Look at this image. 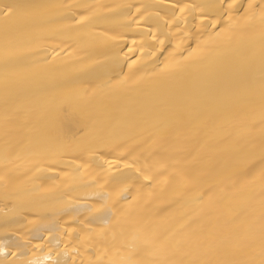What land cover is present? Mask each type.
<instances>
[{
    "label": "bare ground",
    "instance_id": "6f19581e",
    "mask_svg": "<svg viewBox=\"0 0 264 264\" xmlns=\"http://www.w3.org/2000/svg\"><path fill=\"white\" fill-rule=\"evenodd\" d=\"M0 264H264V0H0Z\"/></svg>",
    "mask_w": 264,
    "mask_h": 264
}]
</instances>
